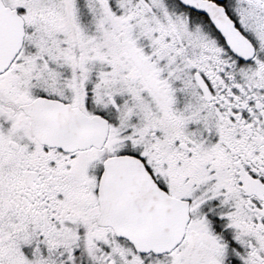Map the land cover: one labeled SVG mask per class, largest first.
<instances>
[{
	"label": "snow or ice",
	"instance_id": "snow-or-ice-1",
	"mask_svg": "<svg viewBox=\"0 0 264 264\" xmlns=\"http://www.w3.org/2000/svg\"><path fill=\"white\" fill-rule=\"evenodd\" d=\"M0 264H264V0H0Z\"/></svg>",
	"mask_w": 264,
	"mask_h": 264
}]
</instances>
